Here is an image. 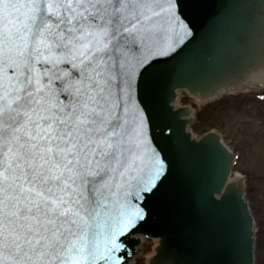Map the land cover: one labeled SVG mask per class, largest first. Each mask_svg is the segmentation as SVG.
Returning a JSON list of instances; mask_svg holds the SVG:
<instances>
[{
	"label": "snow or ice",
	"instance_id": "1",
	"mask_svg": "<svg viewBox=\"0 0 264 264\" xmlns=\"http://www.w3.org/2000/svg\"><path fill=\"white\" fill-rule=\"evenodd\" d=\"M170 11L169 0H0V264L112 261L114 198L130 180L154 183L124 103L128 53Z\"/></svg>",
	"mask_w": 264,
	"mask_h": 264
},
{
	"label": "water",
	"instance_id": "2",
	"mask_svg": "<svg viewBox=\"0 0 264 264\" xmlns=\"http://www.w3.org/2000/svg\"><path fill=\"white\" fill-rule=\"evenodd\" d=\"M169 4L163 30L128 53L125 87L136 94L124 103L154 183L130 180L114 198L112 231L124 245L109 263L127 261L139 242L132 236L143 234L159 239L150 264H252V218L242 181H228L232 157L213 134L191 139L182 119L190 112L172 103L176 89L204 100L264 68V0Z\"/></svg>",
	"mask_w": 264,
	"mask_h": 264
},
{
	"label": "rangeland",
	"instance_id": "3",
	"mask_svg": "<svg viewBox=\"0 0 264 264\" xmlns=\"http://www.w3.org/2000/svg\"><path fill=\"white\" fill-rule=\"evenodd\" d=\"M183 99L191 103V100ZM209 106L202 110V122L193 130L199 135L217 129L236 151L235 170L247 175V198L260 232L256 260L264 264V100L258 101L252 94L239 93L224 96L221 102ZM151 246V242L144 244L137 264H145Z\"/></svg>",
	"mask_w": 264,
	"mask_h": 264
}]
</instances>
